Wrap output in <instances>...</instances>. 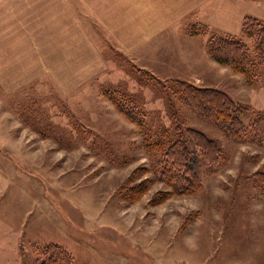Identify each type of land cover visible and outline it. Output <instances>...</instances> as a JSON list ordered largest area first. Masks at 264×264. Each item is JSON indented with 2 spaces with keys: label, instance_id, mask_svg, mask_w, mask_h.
Wrapping results in <instances>:
<instances>
[{
  "label": "rangeland",
  "instance_id": "1",
  "mask_svg": "<svg viewBox=\"0 0 264 264\" xmlns=\"http://www.w3.org/2000/svg\"><path fill=\"white\" fill-rule=\"evenodd\" d=\"M196 30L221 34L207 26ZM251 34L236 36L248 48L254 71L244 76L216 68L210 79L194 83L198 72L192 69L194 82H185L219 90L233 101L241 110L239 138L208 115V105L204 114L195 111L179 80L154 78L112 46L113 75L94 86L82 108L55 91L50 99L34 101L39 108L61 110L73 131L46 133L63 146L23 149L25 162L18 157L1 165L16 172L0 194V264H44L41 253L51 252L52 245L66 252L69 264H264V138L252 126L264 113V40L257 60L258 37ZM190 129L216 142L215 163L201 158ZM174 141L186 147L198 188L151 205L155 193L171 190L159 174L169 173L163 150ZM34 153L41 161L30 172ZM39 170L46 181L30 177ZM143 180L146 192L130 201V187ZM37 191L49 205L46 214L36 204Z\"/></svg>",
  "mask_w": 264,
  "mask_h": 264
},
{
  "label": "crops",
  "instance_id": "2",
  "mask_svg": "<svg viewBox=\"0 0 264 264\" xmlns=\"http://www.w3.org/2000/svg\"><path fill=\"white\" fill-rule=\"evenodd\" d=\"M245 16L264 20V2L0 0V194L16 172L1 165L14 164L18 157L25 162L23 149L31 153V149L63 146L46 133L73 131L61 110L33 105L38 98L50 99L55 91L63 100L76 103L73 108H82L94 86L113 75L110 46L158 80L192 83V69H196L194 83H200L211 78V69L228 66L210 57L209 37L196 29L207 26L237 35ZM38 158L29 154L30 172L33 167L37 172ZM40 173L30 177L46 181V174ZM38 196L36 204L46 214L49 205L42 201V192ZM47 214L51 216V209Z\"/></svg>",
  "mask_w": 264,
  "mask_h": 264
},
{
  "label": "trees",
  "instance_id": "3",
  "mask_svg": "<svg viewBox=\"0 0 264 264\" xmlns=\"http://www.w3.org/2000/svg\"><path fill=\"white\" fill-rule=\"evenodd\" d=\"M255 17L245 16L242 21L239 35L252 36V32L256 33L257 44L255 46V55L257 60L262 55V42L264 40V22L260 26H253L251 22ZM256 19V18H255ZM238 35V34H237ZM207 52L210 57L219 64L227 65L231 70L241 75H247L248 72L254 71L256 65H253V59L241 38L232 34H217L210 35L206 44ZM180 92L184 94L187 102L192 108L204 114L205 106H209L207 111L216 123L226 126V131L232 138H239L244 134L243 124L240 120V112L233 101L223 92L215 89H201L186 85L180 81ZM256 136L264 138V113L259 115L252 123ZM192 140L196 149L199 151L201 158L208 163H215L218 160L220 149L215 141L208 139L205 135L196 130L186 131ZM162 147V146H161ZM164 148H159L163 150ZM166 167L165 172L159 174L160 178L169 182L170 191L157 192L150 200V204L154 205L166 199L172 194H190L198 188L197 173L193 166L189 164V154L186 147L180 144L179 141H174L168 144L163 150ZM164 168V166H163ZM167 177V178H166ZM146 180H143L137 185L130 187L127 198L130 201H135L146 192ZM45 248V247H44ZM45 249H48L47 247ZM43 249V250H45ZM51 252L43 251L44 264H69V256L58 246L52 245Z\"/></svg>",
  "mask_w": 264,
  "mask_h": 264
}]
</instances>
